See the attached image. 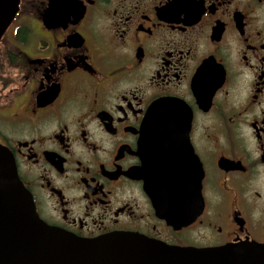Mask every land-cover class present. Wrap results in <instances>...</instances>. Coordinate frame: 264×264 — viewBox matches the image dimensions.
<instances>
[{
	"label": "flooded vegetation",
	"instance_id": "1",
	"mask_svg": "<svg viewBox=\"0 0 264 264\" xmlns=\"http://www.w3.org/2000/svg\"><path fill=\"white\" fill-rule=\"evenodd\" d=\"M0 145L74 237L264 245V0H18ZM158 179L184 224L156 216Z\"/></svg>",
	"mask_w": 264,
	"mask_h": 264
},
{
	"label": "water",
	"instance_id": "2",
	"mask_svg": "<svg viewBox=\"0 0 264 264\" xmlns=\"http://www.w3.org/2000/svg\"><path fill=\"white\" fill-rule=\"evenodd\" d=\"M17 2L0 0V36L12 21ZM144 128L149 139V117ZM157 182V189L149 194L156 216L184 224V211L167 205L165 180ZM189 198L193 203L194 194ZM188 212L193 219L197 209ZM0 264H264V245L197 250L169 247L135 234L115 233L93 240L74 237L38 217L12 156L0 145Z\"/></svg>",
	"mask_w": 264,
	"mask_h": 264
}]
</instances>
